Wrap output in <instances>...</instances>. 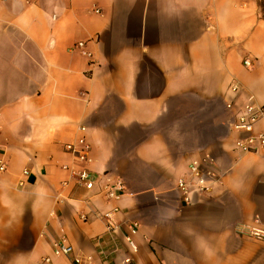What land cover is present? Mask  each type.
<instances>
[{
    "label": "crops",
    "instance_id": "1",
    "mask_svg": "<svg viewBox=\"0 0 264 264\" xmlns=\"http://www.w3.org/2000/svg\"><path fill=\"white\" fill-rule=\"evenodd\" d=\"M249 102L264 103V0H0V264H264V240L239 233L264 228V148L234 147ZM80 136L92 190L63 185ZM206 154L218 180L185 203L176 180ZM117 179L126 193L107 201L99 184ZM113 206L108 232L96 214Z\"/></svg>",
    "mask_w": 264,
    "mask_h": 264
},
{
    "label": "built area",
    "instance_id": "2",
    "mask_svg": "<svg viewBox=\"0 0 264 264\" xmlns=\"http://www.w3.org/2000/svg\"><path fill=\"white\" fill-rule=\"evenodd\" d=\"M73 49H77L81 54L89 58V65L93 66L92 52L86 47L85 41H77L74 43ZM243 65L246 68L252 67V61L248 58L243 60ZM232 91H237L238 86L233 84ZM227 108H231L232 104H227ZM264 121V103L257 104L253 102L246 103L240 108L234 116L232 129L239 134L234 140V147L242 152H255L260 148H264V131L255 133V126L258 122ZM84 130V128H81ZM64 149L71 156L69 165H64L63 168L67 170L68 178L63 182L66 186L68 182L72 181L76 185L83 187L86 190L94 189L98 184V178L94 176L89 168L91 158L89 157L90 145L84 136L78 137L74 142L66 143ZM214 161L210 155L206 154L200 158L193 159L188 165L187 176L179 177L176 180L175 187L180 192L185 203H190L194 195L204 193L212 184L218 180V174L214 170ZM5 168L4 164H0V171ZM23 175H27L28 171L23 170ZM23 181L19 182L22 186ZM101 193L107 201H118L126 193V185L121 179H117L111 183L107 181L100 185ZM118 211L117 206L111 207L104 212H98L97 217L105 221L106 231L115 232L120 225L114 220V214ZM82 220H86L87 216L82 214ZM127 232L124 236L125 242L131 254H136L138 246L134 241V236L138 230V223L136 221L126 224ZM239 233L257 240H264V228L258 224H245L239 229ZM52 254L54 256H70L73 253V247L68 243L64 236L51 241ZM44 261H49V258H44ZM74 264H91V257L72 258ZM124 264H136L133 262L131 256H127L123 260Z\"/></svg>",
    "mask_w": 264,
    "mask_h": 264
},
{
    "label": "rangeland",
    "instance_id": "3",
    "mask_svg": "<svg viewBox=\"0 0 264 264\" xmlns=\"http://www.w3.org/2000/svg\"><path fill=\"white\" fill-rule=\"evenodd\" d=\"M163 179L165 181H167V185L162 186L161 189L164 190V193H166L170 196L176 197L177 191L174 189L173 180L171 182V179L170 178L168 179V177H164ZM147 205H149V204H147ZM150 205L148 206V208L151 210L155 211V210L159 209V207H157V205H151V206ZM152 206L155 208H153Z\"/></svg>",
    "mask_w": 264,
    "mask_h": 264
}]
</instances>
